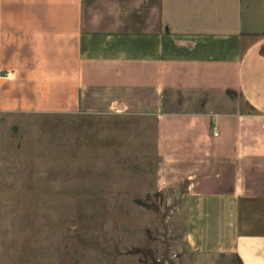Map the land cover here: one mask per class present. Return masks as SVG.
I'll list each match as a JSON object with an SVG mask.
<instances>
[{
  "label": "crops",
  "instance_id": "crops-1",
  "mask_svg": "<svg viewBox=\"0 0 264 264\" xmlns=\"http://www.w3.org/2000/svg\"><path fill=\"white\" fill-rule=\"evenodd\" d=\"M87 113L151 122L171 224L264 264V0H0V147L8 118Z\"/></svg>",
  "mask_w": 264,
  "mask_h": 264
},
{
  "label": "rangeland",
  "instance_id": "rangeland-1",
  "mask_svg": "<svg viewBox=\"0 0 264 264\" xmlns=\"http://www.w3.org/2000/svg\"><path fill=\"white\" fill-rule=\"evenodd\" d=\"M8 120L0 264H240L234 254L194 248L184 218L171 224L179 193L145 191L154 183L151 122L141 135L130 127L139 119L125 128L107 113Z\"/></svg>",
  "mask_w": 264,
  "mask_h": 264
},
{
  "label": "built area",
  "instance_id": "built-area-1",
  "mask_svg": "<svg viewBox=\"0 0 264 264\" xmlns=\"http://www.w3.org/2000/svg\"><path fill=\"white\" fill-rule=\"evenodd\" d=\"M215 134L217 135V134H218V132L216 131V132H215Z\"/></svg>",
  "mask_w": 264,
  "mask_h": 264
}]
</instances>
